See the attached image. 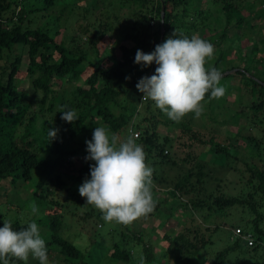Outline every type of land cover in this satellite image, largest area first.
Returning <instances> with one entry per match:
<instances>
[{
    "label": "trees",
    "instance_id": "1",
    "mask_svg": "<svg viewBox=\"0 0 264 264\" xmlns=\"http://www.w3.org/2000/svg\"><path fill=\"white\" fill-rule=\"evenodd\" d=\"M82 1L0 0V58L5 57L10 61L5 65L0 64V189L4 188V180H9L13 187L19 183L32 187L28 201H33L37 208H42L46 203L44 214H36L33 219L40 226L48 254L56 251L54 256L58 264H92L84 258L85 250L66 236L65 231L74 225L68 220V212L87 205L86 198L79 195L78 186L86 175H90V164L94 161L85 159L86 143L84 152H80V148L69 145L66 138L92 133L97 125L107 126L113 132L126 136L129 129L134 128L139 131V138L135 140L142 145L146 162H150L153 168L155 206L150 213L141 216L142 220L155 217L165 223L176 215V209L184 210L186 219L182 229L163 235L168 243L166 251L175 264H189L193 260H198L200 264H242L240 259L235 260L231 256L234 251H239L237 255H242L243 262L247 260L245 255H249L252 259L250 264H264V79H259L261 83L248 76L247 69H235L236 65L232 66L234 73L225 74L221 70L224 56L217 41L228 38L227 28L225 32L220 30L218 38L215 36L217 31L212 37L205 38L218 47L216 52L219 55L212 59L213 64L211 61L209 63L221 70L222 78H240L256 99L249 108L253 113L251 121L255 122L258 117L255 123L263 126L262 138L240 135V130L229 140L220 142L214 135L206 137L188 124H177L178 121L167 118L159 120L158 115L168 116L159 108H154L151 99L142 102L143 93L136 88L138 79L145 74H153L157 65L153 62L151 66L142 68L134 63L137 49L152 51L175 29L177 35L188 36L198 26L208 29L211 22L220 20V12L226 16L227 26L233 19H238V24L242 26L245 19L240 18V13L247 9L252 14L253 3L243 0H96L94 7H80L79 2ZM203 1H207L204 8ZM162 5L165 6L163 29ZM100 6H103L100 17L79 26L82 33L88 35L85 41L83 34L74 37L68 46L64 40H57L63 34L60 26L63 18H68L74 12L81 15L75 11L79 7L83 9L82 17L88 19L89 14H94L93 10ZM125 6L131 9L127 16H122L119 11ZM236 15L239 18H235ZM43 20L45 23L41 24ZM111 32L119 36V53H113L110 49L102 54L98 44ZM25 49L27 66L23 70ZM85 60H88L87 64ZM89 68L93 69L92 72L84 77ZM24 72L29 77L33 95L42 92L38 109L32 113L29 111L33 106V96L20 86L19 81ZM128 76L131 79H126ZM242 76H247V81L241 80ZM80 78L83 79L81 83L78 82ZM65 79L70 88H62ZM56 81L61 82L64 90L53 88ZM213 99L206 94L203 102ZM68 107L75 109L80 118L73 122L63 120L61 110ZM46 111L56 121H53L55 125L46 117ZM39 118L41 124L38 127ZM237 118L234 115V119ZM161 122L179 125L180 132L175 138L160 134L158 127ZM49 128L58 129L55 138L51 139L48 135ZM240 138L257 149H252V152L258 153L262 164L258 166L249 160L244 161L249 175L246 180L240 179L244 189L239 194L225 193L219 186L213 192L207 183L206 169L212 160L202 159L204 148L209 145L211 157L218 155L221 158L219 163L225 167L227 163L239 160L240 145L235 141ZM196 146L201 148L198 153L194 149ZM186 147L187 152L182 156ZM168 163L180 169L186 168L169 185L168 194L177 200L176 206L175 202L170 206L163 201L164 197L159 195L163 191L159 192L155 184V181L160 183L159 180H164L158 172L159 166ZM63 168L68 171L63 172ZM70 180L73 181L71 185L68 184ZM63 192L64 199L61 196ZM230 216L237 218L231 225L232 244L217 251L210 259L204 257L202 260V252L207 251L214 242V233ZM4 219L11 220L12 227L17 229L25 227L28 222L18 214L12 218L0 211V226ZM83 219L95 225L98 240L108 237L106 256L109 262L141 264L143 258V264H156L154 247L145 239L146 235L151 234L135 232L128 224L115 220L110 221L113 227L107 231L98 230V223L102 227L106 221L101 210L90 203L85 208ZM236 227H241L244 234L253 233L255 245L248 246L243 236H235L233 230ZM9 264L29 263L11 258ZM33 264H39L38 259Z\"/></svg>",
    "mask_w": 264,
    "mask_h": 264
},
{
    "label": "rangeland",
    "instance_id": "2",
    "mask_svg": "<svg viewBox=\"0 0 264 264\" xmlns=\"http://www.w3.org/2000/svg\"><path fill=\"white\" fill-rule=\"evenodd\" d=\"M250 3H253V13L250 14L249 10H243L242 17L245 21L243 22V25L241 26L238 24L237 20L233 19L231 24L229 26L226 25V16L224 13L220 12V20L213 21L209 25V30L203 26H198L196 30H192L193 33L199 34L203 38H209L212 37V34H214L216 31V38L219 37L221 34L220 30H223L227 32L228 38L220 40L218 39L219 43V49L223 51L224 61L221 63V70L227 73H234L235 70L232 69L233 65H236L235 69H247L248 70V76H251L258 81L259 79H264V12L261 13V10H264V1L261 0H243ZM202 4L203 8L207 6V1H203ZM72 3V2H71ZM96 3V0H84L82 2H79L80 7L81 6H93ZM73 4V3H72ZM213 7V6H212ZM103 6H100L99 9L93 10L94 14H89V18L82 17L83 9L77 7L75 11L77 13H80L81 15H77L75 12L71 14L68 18H63L64 20L61 22V30L63 31V34L57 37V40H64L66 42V45H70L71 40L74 37H81L79 34H83L80 30L79 26L83 24H87L88 21L94 22L95 19L100 17V14L103 12L102 9ZM130 7H122L119 11L120 15L127 16L130 12ZM237 14V12H235ZM239 14V15H240ZM239 15H236L239 18ZM98 22V21H96ZM44 20L41 22V24H44ZM191 32V33H192ZM218 34V35H217ZM213 36V37H215ZM241 37V38H240ZM83 40L85 41L86 38H88V35L83 34ZM82 40V41H83ZM220 40V41H219ZM120 44L119 36H116L115 32L109 33L102 41L99 42L98 47L102 54L106 50H113V53L118 54V45ZM217 46L214 47V55L212 59H216V57L219 55L216 50ZM225 51V52H224ZM27 49L24 50V62L22 69L26 70L27 66V55H26ZM109 54V52H107ZM7 56V55H5ZM15 56L12 55L13 59ZM108 56V55H107ZM106 56V58H107ZM245 56H247V59H245ZM58 57V55H56ZM241 57H244V59H241ZM211 59V62L213 64V60ZM254 60V61H253ZM10 61L8 59L0 58V64L5 65L6 63H9ZM88 60H85V63L87 64ZM210 62V61H209ZM252 62V63H251ZM229 69V70H227ZM92 68H89L87 73L84 75H88L90 72H92ZM1 71V70H0ZM247 76H242L241 80L247 81ZM20 86L27 90L30 94V96L33 98V106L32 109L29 111V113L34 112L38 109L39 102L42 98V92H37L33 95V89L32 85L29 81V77L24 73L21 74V77L19 79ZM83 79L80 78L78 82H82ZM63 86L61 85V82H54L53 88L57 89L59 91H62L64 89L62 88H68L70 84L67 83V79L64 80ZM263 83L262 81H260ZM220 83L225 87V92L222 96L214 97L213 100H209L206 102L202 101L203 104V111L199 116H195L193 112H189L183 116L182 119H180L177 124H188L192 128H195L202 132L206 137H210L211 135H214L216 139L220 142H225L229 140V137H233L234 133L242 130L240 135H252V136H258L259 138H262V128L263 126L257 125L255 122L258 121V117L254 120L255 122L251 121V118L253 116V113L251 114V110L249 109L252 103L256 100L254 99L253 95L250 93L249 89H246L242 81H240V78H233V76L223 77L220 81ZM74 84V83H73ZM62 86V88H61ZM71 87V86H70ZM69 87V88H70ZM143 96V94H142ZM31 99V98H30ZM145 99L142 100V102ZM153 107L156 106L153 104ZM34 110V111H33ZM236 112L238 114H236ZM46 117L51 120V123L53 125L54 122H56L49 111L45 112ZM234 115L238 116V120L234 119ZM45 117V118H46ZM260 117V116H259ZM159 120L164 121L167 119H170L169 117H164L161 115H158ZM54 121V122H53ZM41 119H38V127L40 126ZM179 125H173V124H165L161 122L158 127V132L163 135H169L173 138L177 136L179 131ZM22 128L19 130L21 132ZM139 131L134 128H130L127 136L124 134H118L119 137L123 140L126 139L129 135L134 134V139L139 138L136 134H138ZM92 133L89 132L85 135H77L73 139H67L66 141L69 145L74 146L76 148H80V152H84L85 147L84 143L86 139H91ZM80 142H83V145H80ZM236 144L240 145V154H239V160H234L230 163H227L225 167L221 166V158H218V155L211 157V149L210 146H206L204 148V152L202 153V159L204 158L206 161L212 160L210 164L207 165V172H208V186L213 191L217 186H219L220 190L222 189L225 193L230 194H239L242 189H244V183L240 179L243 178L246 180V177L249 175L246 168V163L244 161L249 160L253 162L254 164L261 166V159L258 156V153H253V150H257L253 147L252 144L248 143L244 138H240L239 140L235 141ZM80 145V146H79ZM264 148V145H263ZM196 152H200L201 148L196 146L194 148ZM187 152L186 149L183 150L182 156H184ZM257 152V151H256ZM82 154V153H81ZM262 155L264 156V149H262ZM212 158V159H211ZM78 162V159H77ZM150 164V162H147ZM232 166V167H231ZM158 172H160L161 178H164V180H159L160 183L155 181L157 190L159 192L163 191V193H159L160 196L164 197L163 201L165 203H168L170 206L173 205V202H175L174 206L178 204L177 200L175 201L171 197H169V185H171L172 180L177 178L186 168H179L178 166L168 164H163L159 166ZM234 167H236L234 169ZM63 172L68 171L67 169L63 168ZM68 184H73V181H68ZM3 189H0V211L3 214L8 215L9 217H15V215H20L21 219L24 221H30L33 220L34 216L37 213L31 212V205L33 203L28 201L27 198H29V195L33 191V188L30 187L27 183L18 184L15 187L11 186L9 180H4L2 182ZM213 192H216L214 190ZM80 195V194H79ZM62 198L64 199L65 195L64 192L61 193ZM27 199V201L25 200ZM166 199V200H165ZM31 204V205H30ZM88 205V203H87ZM87 205L82 208H75L74 211L68 212V220L70 222H74V225L71 226L70 229H66L65 233L66 236L70 237V239L74 240L75 243L77 242L78 245L85 250V259H88V261L92 264H126V262L120 261V262H109L108 258L106 256V253L108 251V237H101L98 240V237L95 235L97 232L95 230V225H92V223L85 222L83 219V214L85 211V208ZM44 206L46 208V203H44ZM44 206L42 208H38V214L42 213L44 214ZM47 208H50V206H47ZM173 208V207H172ZM174 209V208H173ZM176 209V208H175ZM176 215L169 219L167 222H162L155 217L147 218L144 221L142 220V217L137 218L136 220L132 221L131 223H128L129 227L135 231V232H141L143 231L144 234H151L149 236H145L146 241L151 242V244L154 247V251L156 252L157 258H156V264H175L170 254L167 253L166 249L168 246V243L165 241L163 235L164 233L176 232L182 229L183 221L186 219L185 215L183 214V209H176ZM188 212V211H187ZM186 212V213H187ZM234 216L236 213H232ZM188 215V213H187ZM188 217V216H187ZM236 217H228L225 224H221L222 226L214 233V242L210 247L207 249V251L202 252V260L208 257L210 259L217 251L223 249L228 244H232L233 242L231 240L232 237V231H231V225L233 221H236ZM106 224L102 225L100 227V223H98V230H103V232L107 231L109 227H113L112 223L110 224V221L105 220ZM113 222V221H112ZM40 223L43 225V220H40ZM110 238V237H109ZM95 241V242H94ZM94 242V244H93ZM59 250V249H57ZM237 252L234 251L231 253V256L236 260L240 259V262L242 264H250L251 258L248 255H245V258L247 257V260L243 262L242 255L238 256ZM55 252H51L49 255V261L50 264H58V260L55 259L56 255ZM37 259L33 258L31 255H29L27 261L29 264H33L34 261ZM108 262V263H107ZM189 264H200L198 260H193ZM204 264V263H203ZM205 264H209L206 262Z\"/></svg>",
    "mask_w": 264,
    "mask_h": 264
},
{
    "label": "clouds",
    "instance_id": "3",
    "mask_svg": "<svg viewBox=\"0 0 264 264\" xmlns=\"http://www.w3.org/2000/svg\"><path fill=\"white\" fill-rule=\"evenodd\" d=\"M213 55L211 41L196 33L177 35L176 29L152 51L137 49L134 63L142 68L153 62L157 65L153 74L141 76L136 83V88L143 93L141 100L151 99L174 121L189 112L199 116L206 94L219 97L225 92L220 83L221 70L209 63ZM61 118L73 122L80 117L75 109L68 107L61 110ZM57 132L58 129L49 128L48 135L52 139ZM85 143V159L94 161L90 164V175L78 186L86 203L100 209L105 220L124 224L150 213L155 206L153 168L146 162L145 151L134 134L122 140L107 126L97 125ZM31 212L38 214L35 203L31 205ZM12 223L4 219L0 226V264H9L11 258L27 260L29 255L38 259L39 264H50L48 247L36 220L28 221L19 229L13 228Z\"/></svg>",
    "mask_w": 264,
    "mask_h": 264
},
{
    "label": "built area",
    "instance_id": "4",
    "mask_svg": "<svg viewBox=\"0 0 264 264\" xmlns=\"http://www.w3.org/2000/svg\"><path fill=\"white\" fill-rule=\"evenodd\" d=\"M137 137L139 136V133L136 134ZM234 235L235 236H243V238L247 241V245L248 246H253L255 245V237L253 235V233L251 232H248V233H245L242 231V228L241 227H236L234 230Z\"/></svg>",
    "mask_w": 264,
    "mask_h": 264
},
{
    "label": "water",
    "instance_id": "5",
    "mask_svg": "<svg viewBox=\"0 0 264 264\" xmlns=\"http://www.w3.org/2000/svg\"><path fill=\"white\" fill-rule=\"evenodd\" d=\"M162 20H161V24H162V29H163V26H164V17H165V6L162 5ZM162 37H163V30H162Z\"/></svg>",
    "mask_w": 264,
    "mask_h": 264
}]
</instances>
